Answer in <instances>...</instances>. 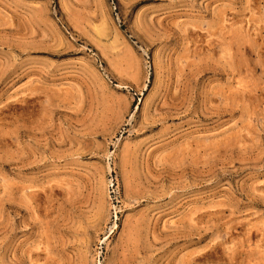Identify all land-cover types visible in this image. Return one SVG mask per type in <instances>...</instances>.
I'll list each match as a JSON object with an SVG mask.
<instances>
[{"label": "rangeland", "instance_id": "1", "mask_svg": "<svg viewBox=\"0 0 264 264\" xmlns=\"http://www.w3.org/2000/svg\"><path fill=\"white\" fill-rule=\"evenodd\" d=\"M0 264H264V0H0Z\"/></svg>", "mask_w": 264, "mask_h": 264}]
</instances>
